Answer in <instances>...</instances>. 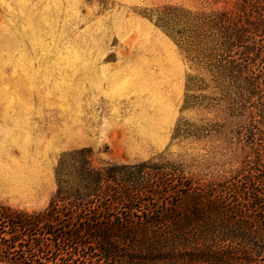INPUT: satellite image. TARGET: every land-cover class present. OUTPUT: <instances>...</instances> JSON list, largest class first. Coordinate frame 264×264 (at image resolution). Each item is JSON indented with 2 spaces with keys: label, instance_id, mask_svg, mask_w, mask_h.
<instances>
[{
  "label": "rangeland",
  "instance_id": "1",
  "mask_svg": "<svg viewBox=\"0 0 264 264\" xmlns=\"http://www.w3.org/2000/svg\"><path fill=\"white\" fill-rule=\"evenodd\" d=\"M239 2L0 0V202L45 209L59 158L80 149L95 166L179 163L201 183L248 168L264 178V134L256 149L244 117L206 100L217 96L208 75L155 23L165 7L210 14ZM194 77L208 88L187 90ZM188 96L206 98L185 107ZM184 121L212 132L177 137Z\"/></svg>",
  "mask_w": 264,
  "mask_h": 264
},
{
  "label": "trees",
  "instance_id": "2",
  "mask_svg": "<svg viewBox=\"0 0 264 264\" xmlns=\"http://www.w3.org/2000/svg\"><path fill=\"white\" fill-rule=\"evenodd\" d=\"M210 14L176 7L155 23L201 68L217 96L244 117L256 149L264 134V0ZM208 88L191 78L187 90ZM212 126L184 121L181 138ZM257 137L256 142H254ZM218 183L187 176L168 160L95 166L88 149L64 153L48 206L26 212L0 202L2 264H264V178L253 168Z\"/></svg>",
  "mask_w": 264,
  "mask_h": 264
}]
</instances>
